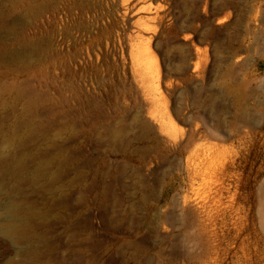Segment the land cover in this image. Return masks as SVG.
Segmentation results:
<instances>
[{"label": "rangeland", "instance_id": "rangeland-1", "mask_svg": "<svg viewBox=\"0 0 264 264\" xmlns=\"http://www.w3.org/2000/svg\"><path fill=\"white\" fill-rule=\"evenodd\" d=\"M69 1L39 27L7 11L16 25L1 47L43 49L25 65L0 60V159L21 117L40 131L32 148L55 144L76 168L39 246L2 231L13 197L0 182V264L42 245L43 264H264V0ZM142 39L155 84L134 77Z\"/></svg>", "mask_w": 264, "mask_h": 264}, {"label": "bare ground", "instance_id": "bare-ground-1", "mask_svg": "<svg viewBox=\"0 0 264 264\" xmlns=\"http://www.w3.org/2000/svg\"><path fill=\"white\" fill-rule=\"evenodd\" d=\"M58 1L59 0H0L1 45H3L5 37L13 34L14 25H16L8 21L9 14L7 11L10 7L14 9L23 7L24 10L19 9L24 11L25 15L28 14L30 19L39 27L41 23L50 20L52 13L59 12ZM67 4H69L68 6L70 8L74 9L77 8L75 5L83 7L85 1L70 0ZM150 30L151 28H148L147 23L138 27V33L140 35L147 32L149 33ZM110 31L111 30L108 29L105 33H110ZM106 42H108V40ZM1 45L0 60L3 59L14 64L21 63L22 65H25L29 55H38L43 49L40 40H23L21 43L22 46L19 49L1 47ZM131 60L134 66L135 75L132 73L134 77H141L144 79L143 81L155 84L156 78L160 73L159 62L148 41L145 43L142 39L139 43L131 46ZM30 93V91H26L22 88L19 90V97H27ZM25 109L28 114L31 113L35 109V100L28 98ZM20 118L16 120L11 131L10 144L13 148V152L7 159H0L1 185L7 188L9 194L13 197L11 209L9 210L11 216L9 221L3 225L2 231L15 241H33V243L39 246L40 244H44L45 241L44 235L39 232V224L46 218L48 213L47 210L51 211L53 207L56 208L67 204L65 202V197H62V195L65 190L70 192L74 182L72 183L69 181L66 186L63 181V175L65 170L73 168L75 162L58 149L59 146H54L55 144L51 147V153H47L48 150L43 152L35 147L32 148L31 146L33 143H36L40 131L37 128H32L29 124L30 121L26 118ZM135 121L138 127H140L139 137L143 138L142 140L149 138L153 133L149 122L140 120L139 118H136ZM120 131L121 130H115V132H113V139H118L121 136ZM56 149L59 154L54 162L53 160L55 158L53 157H56V155L53 156V154L56 152ZM76 170L79 171V169ZM26 192L35 193L36 197H41L42 203H36L32 200L30 202ZM104 198H106L105 195L103 196V199ZM44 199H48L51 202L45 201ZM142 200L144 203H147L149 201V196H143ZM44 252L43 245L41 247H31L25 252L21 260L9 262L7 264H43ZM50 264L55 263L50 262Z\"/></svg>", "mask_w": 264, "mask_h": 264}]
</instances>
